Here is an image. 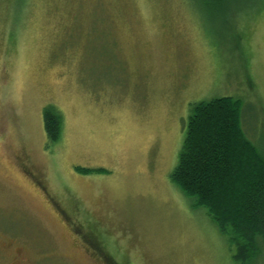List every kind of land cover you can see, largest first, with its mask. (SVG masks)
Listing matches in <instances>:
<instances>
[{"label":"rangeland","instance_id":"1","mask_svg":"<svg viewBox=\"0 0 264 264\" xmlns=\"http://www.w3.org/2000/svg\"><path fill=\"white\" fill-rule=\"evenodd\" d=\"M228 7L0 0V264H238L170 180L199 100L264 156V0Z\"/></svg>","mask_w":264,"mask_h":264},{"label":"trees","instance_id":"2","mask_svg":"<svg viewBox=\"0 0 264 264\" xmlns=\"http://www.w3.org/2000/svg\"><path fill=\"white\" fill-rule=\"evenodd\" d=\"M191 1L206 12L222 13L230 4L248 0ZM240 106L231 96L190 104L170 180L192 208L205 210L233 248V259L250 264L264 258V156L245 135ZM42 117L48 144L57 142L62 131L60 112L47 105Z\"/></svg>","mask_w":264,"mask_h":264}]
</instances>
